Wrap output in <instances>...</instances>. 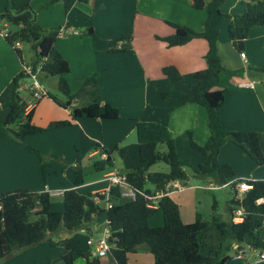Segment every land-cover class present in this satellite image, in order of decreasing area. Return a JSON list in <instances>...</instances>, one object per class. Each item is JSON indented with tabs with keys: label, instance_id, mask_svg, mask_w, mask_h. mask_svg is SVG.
Masks as SVG:
<instances>
[{
	"label": "crops",
	"instance_id": "crops-1",
	"mask_svg": "<svg viewBox=\"0 0 264 264\" xmlns=\"http://www.w3.org/2000/svg\"><path fill=\"white\" fill-rule=\"evenodd\" d=\"M246 1L225 0L220 9L225 14L241 13ZM207 2L202 0V7L196 8L194 0H87L75 2L65 12L61 0L51 4L48 0H31L36 22L43 29H66L65 34L55 40L52 52L59 53L70 66V71L65 75L70 90L77 91L88 75L97 72L103 100L118 109L119 117L102 119L81 115L74 118L71 115L72 107L64 108L46 95L28 107L29 99L23 97L26 106L18 111L16 120L32 110V123L43 128L40 132L27 135L25 140L42 153L58 156L61 161L45 163L47 174L44 180L40 158L13 141L0 128V193L20 188L42 192L72 187L81 193H104L109 184L106 179L108 172L115 170L126 174L137 168L138 144L142 142L170 140L176 147L181 165L184 159L191 166L202 163V154H197L190 146L189 133L197 144L206 142L207 111L196 103H182L178 92L192 80L197 70L206 66L204 55L207 42L203 38H194L183 45L168 46L157 36L173 34L174 27L170 23L202 31ZM5 4L6 0H0V13ZM228 24L226 18L220 21L217 40L218 56L225 69L216 86L224 91L220 107L222 128L226 131L257 132L264 153V75L257 77L248 71V68H264V25L252 26L244 49L238 51L229 39ZM5 26L7 22L0 18V54L4 59L0 62L1 119L8 114L4 104L12 95L13 78L25 63L19 56L18 59L14 56L11 50L13 46L6 42L4 33L9 31ZM88 27L92 28L96 38L84 33ZM126 35H130V38L119 39L116 43L119 50H109L111 40ZM240 52L245 53V58H241ZM36 61L37 58L32 64ZM168 65L177 69L181 80L174 82L163 74L162 68ZM243 81H253L254 87L239 86L238 83ZM50 84L59 92L56 81L51 80ZM162 92L168 94L164 97ZM85 100L74 99L71 106H78ZM59 121L67 123L49 126ZM122 147L127 151L125 157L115 151ZM107 152L111 153L113 165L96 170L93 162L104 159ZM181 152L186 153L187 157H183ZM218 160L232 167V180L264 179V165L256 164L244 149L231 141H226L220 147ZM75 166L81 172L78 185L74 183ZM150 170L167 172L168 167L157 163ZM201 182L204 184L186 185L179 181L181 188L167 194L178 205L184 223L192 222L200 215L195 206L199 188L215 190L228 187L216 185L209 178L201 179ZM104 201L98 203H104L105 207ZM62 204L50 202L54 211L63 208ZM99 215L86 229L89 236L93 232L99 233V236L106 232L105 215L102 220H99ZM149 220L150 226L162 222L161 218L155 222ZM219 242L220 233L215 225L209 224L201 231L200 244L204 253L213 255ZM232 245L233 248L237 246L235 243ZM28 249L21 254L27 253ZM231 252L233 258L228 260L230 264H240L242 257H246V264H264V259H259L257 255L259 250L249 246L238 253L231 250L228 254ZM148 253L141 250L128 254L127 264L129 259L153 264V256ZM19 255L12 257V260L22 257ZM105 264L114 262L108 258Z\"/></svg>",
	"mask_w": 264,
	"mask_h": 264
},
{
	"label": "trees",
	"instance_id": "trees-1",
	"mask_svg": "<svg viewBox=\"0 0 264 264\" xmlns=\"http://www.w3.org/2000/svg\"><path fill=\"white\" fill-rule=\"evenodd\" d=\"M31 0H6V4L0 18L16 27L14 32H8L4 36L6 42L14 47L16 54L21 57V50L14 44L26 42L34 50L37 61L32 64L33 71L38 63L41 64L39 73L56 79L58 91L65 97L61 100L57 95L46 91L56 104L64 108L72 107V117L85 115L102 119H116L119 111L108 102H104L98 85V73L88 75L80 88L72 92L65 75L70 71L68 62L59 54L53 53V45L59 36V28L43 29L36 22V12L30 5ZM60 0H48L54 3ZM65 12H68L77 1L87 0H61ZM225 0H208L205 5L206 19L202 31H194L188 26L170 23L174 27V33L165 37H159L168 46H178L187 43L194 38H203L207 42V50L204 55L206 66L193 74L192 80L185 84L178 92V98L182 103H196L207 111L208 138L204 144H197L189 133V143L192 149L200 152L203 162L197 166H191V176L205 179L216 185H228L230 196L226 201L227 218L220 220L212 216L211 220H203L198 214L194 221L184 223L180 218L178 205L168 195H162L158 199L157 206H149L150 199L136 194L134 200L119 201V188H110V199L114 205L110 208L101 206L92 199L93 193L79 192L75 187L65 189L62 194L63 209L52 211L50 194L46 191L36 192L25 188L10 190L0 193V260L24 252L26 249L40 245L46 239L48 233L85 230L95 218L104 213L106 227L109 232L108 240L112 247L107 257L114 264H127L128 254L141 250L150 252L153 256V264H230L228 254L231 250L240 252L245 246L252 249L264 250V179L247 180L251 184L243 198H238L236 185L241 180H232L234 171L227 163L218 160L220 147L231 141L244 149L256 164L264 165V153L260 147L257 132L249 130L226 131L222 128L220 107L224 100V91L218 89L220 74L225 70L217 52V40L219 23L223 18L229 20L228 36L232 45L238 51L245 46L250 28L254 25H264V0H248L244 3L241 13L225 14L221 11V5ZM202 0H194L196 8L202 7ZM92 38H96L92 28L88 27L84 32ZM130 35L121 36L110 41L109 50H119L117 41L129 39ZM40 47V50H38ZM51 57L50 60H47ZM250 74L257 77L264 75V68H248ZM163 74L171 81H179L182 76L174 66H164ZM21 72L13 78L12 95L6 100L4 108L8 109L5 119L0 118V128L7 131L16 143L22 145L28 151L36 154L41 161L42 175L45 180L47 160L61 161L52 153H42L25 140L27 135L43 130L32 123V110L25 116L17 119V113L26 106V102L20 96L17 88L21 79H25ZM167 92H162L166 96ZM44 95V96H45ZM86 99L78 106H71L74 99ZM11 126L12 124H14ZM67 122H53L49 126L64 125ZM165 150H161L162 147ZM121 157L127 156L126 148H116ZM49 158V159H47ZM139 165L134 170L126 173L128 184L136 190L153 195L164 190L170 180L186 181L189 174L181 166L174 143L142 142L138 144ZM157 163H163L168 167L167 172L151 171L150 167ZM96 170L111 167V153L106 157L93 162ZM75 185L81 181V172L75 166ZM231 180V181H230ZM150 185V187H149ZM101 201L103 194H98ZM36 201L40 209L35 213L33 220L28 219V212L34 207ZM241 208L242 220L233 221L234 212ZM215 210V201L212 204ZM160 211L163 223L156 227L148 224L149 218ZM209 224L215 225L220 233L219 247L213 255L201 250L200 233ZM232 243L237 244L233 248ZM50 245H62L65 252L61 255V264H74L77 255L81 256L85 264H99L100 257L93 256L89 250L78 248L72 238L59 241L50 240Z\"/></svg>",
	"mask_w": 264,
	"mask_h": 264
},
{
	"label": "rangeland",
	"instance_id": "rangeland-1",
	"mask_svg": "<svg viewBox=\"0 0 264 264\" xmlns=\"http://www.w3.org/2000/svg\"><path fill=\"white\" fill-rule=\"evenodd\" d=\"M6 31L9 32H14L16 30V27L13 24L7 23V26H5ZM14 46L16 48H19L21 50V57L23 62L27 63V64H32V62L35 61L36 56L34 53V50L31 48V45L29 43L26 42H17L16 44H14ZM12 52L14 53V56L18 59V55L16 54L15 50L13 49V47H11ZM1 60L3 61V56L0 54V62ZM3 73V72H2ZM38 80L40 81V83L42 82V84L44 85V87L52 92L55 93L57 95V97L61 100H65V97L60 93L57 92L55 90V88H53L52 84H50L51 80H53L54 82L56 81V79H52L49 76H44L39 74L38 76ZM29 82V78H25V79H21L19 84H18V92L20 94V96L24 98L29 99V92L27 90H23L21 85H26V83ZM25 100V99H23ZM6 131V130H5ZM7 132V131H6ZM7 135H9L7 133ZM161 150H165V147L163 146L161 148ZM195 152V151H194ZM183 157H187V154L184 152H181ZM197 154H199L198 151H196ZM52 160H47L46 162H49ZM90 162H92V160H90ZM160 166L163 165V163H159ZM185 171L190 175L189 178L186 181H182L184 182L186 185H191V184H198L199 182L201 184H204V182H201V179L196 178L191 176L192 170H191V165L190 164H186L185 163V159L182 160V165H181ZM150 187V185H149ZM230 190L228 189V187H223L220 189H215V190H204L199 188L198 189V194H197V199L195 202V206L196 209L198 211V213H200L201 218L203 220H211L210 215H215L217 217L220 218V220H225L227 218V212H226V201L230 196ZM215 201V210L212 209V204ZM50 202L52 204V202H54V204L56 203H60L62 204V195H55V196H50ZM63 206V204H62ZM101 206L104 207V203L101 204ZM40 209V206L38 204V202L36 201L34 207L28 212V219L29 220H33L35 218V213ZM63 208H61L58 211H61ZM52 210V209H51ZM54 211V210H52ZM56 211V212H58ZM99 220H102L104 215L100 214L99 215ZM161 218L162 222H163V217H162V213L160 211H156L150 218L149 222H155L156 219ZM161 222V224H162ZM161 224H157V225H153L151 227H156L159 226ZM99 233H92L90 236L88 235V232L85 230H73V231H61V232H54V233H48L46 235V239L44 240L43 243H41L40 245H36L34 247L29 248L27 251V253H25L24 255H12L11 257H7L5 259L0 260V264H61V255L65 252V248L62 245H55L52 246L50 245V240L52 241H59L65 238H72L73 243L80 249H87L89 250L91 253H93L95 251V247L88 245L86 243V239L88 237L92 238V240L95 242L100 236ZM27 250V249H26ZM249 253V252H247ZM150 254V253H148ZM22 256L18 259H14V261L12 260L13 258H16L14 256ZM13 257V258H12ZM230 261L233 258V252L230 253ZM131 258V257H130ZM108 257L103 256L100 257L101 260V264H105V262L107 261ZM246 257H242L239 261L240 264H246L245 262ZM74 264H85L84 259L77 255L74 261ZM128 264H146L145 260L142 261H134V259H129Z\"/></svg>",
	"mask_w": 264,
	"mask_h": 264
},
{
	"label": "built area",
	"instance_id": "built-area-1",
	"mask_svg": "<svg viewBox=\"0 0 264 264\" xmlns=\"http://www.w3.org/2000/svg\"><path fill=\"white\" fill-rule=\"evenodd\" d=\"M66 29H60L59 30V35L65 34ZM6 33H4V36ZM241 58H245V53L240 52ZM41 64L37 66L36 70L33 71L32 65L22 63L20 72L26 76V78H29V82L26 83V85H21L23 90H27L29 92V103L27 105L30 106L34 104L36 101H38L40 98H42L46 90L44 89L43 85L40 83L38 80V73L40 71ZM239 86L241 87H254V82L253 81H243L238 83ZM106 179L109 181L108 187L105 189L104 193H100L104 195V202H105V207L110 208L114 205V202L110 199V188L117 186L119 188V195L117 197V200L119 201H128V200H134L136 197V194L139 193L141 195H144L148 199H150L149 206L151 207H156L158 199L162 195H167L173 190H177L181 188V184L179 183V180H170L164 190L158 191L153 195L147 194L143 192L142 190H136L133 189L127 182L126 175L124 173H119L117 171H110L106 174ZM251 188V184H249L245 180H241L240 182L237 183L236 189H237V196L238 198H243L245 195L246 191ZM50 195H62L64 190H51V191H46ZM99 193H94L92 196V199L95 202H100V198L98 196ZM242 214L243 211L241 208L237 209L234 214H233V221L239 222L242 220ZM263 228H264V221H263ZM109 232L108 229H106V232L101 235L95 242L92 240V238L88 237L86 239V243L88 245L94 246L95 251L92 253L94 256L98 257H103L106 256L112 247L111 243L108 240ZM258 257L259 259H264V250H259L258 252Z\"/></svg>",
	"mask_w": 264,
	"mask_h": 264
},
{
	"label": "water",
	"instance_id": "water-1",
	"mask_svg": "<svg viewBox=\"0 0 264 264\" xmlns=\"http://www.w3.org/2000/svg\"><path fill=\"white\" fill-rule=\"evenodd\" d=\"M38 50H40V47H38Z\"/></svg>",
	"mask_w": 264,
	"mask_h": 264
}]
</instances>
